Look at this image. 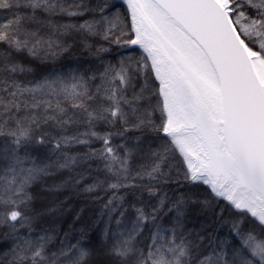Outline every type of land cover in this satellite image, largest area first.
Returning <instances> with one entry per match:
<instances>
[{
  "label": "snow or ice",
  "instance_id": "snow-or-ice-1",
  "mask_svg": "<svg viewBox=\"0 0 264 264\" xmlns=\"http://www.w3.org/2000/svg\"><path fill=\"white\" fill-rule=\"evenodd\" d=\"M0 12V264H264V0H0ZM76 43L95 70L29 79L16 59ZM111 46L140 54L113 63ZM63 173L46 190L107 197L98 246L36 227L59 207L37 210L30 189ZM193 216L204 222L189 230Z\"/></svg>",
  "mask_w": 264,
  "mask_h": 264
},
{
  "label": "trees",
  "instance_id": "trees-1",
  "mask_svg": "<svg viewBox=\"0 0 264 264\" xmlns=\"http://www.w3.org/2000/svg\"><path fill=\"white\" fill-rule=\"evenodd\" d=\"M123 11V8H120ZM7 15L5 12H0V17ZM84 19H92L90 16L84 17ZM73 22L79 23L80 20H74ZM72 43V41H69ZM95 46H99L101 43L99 40H89ZM104 47H110L109 44H104ZM112 47V53L105 55L106 61H112L113 63L120 59V55H132L139 57V50L133 49L131 51H125L124 49H117ZM16 59L23 65L30 67L34 70V76L28 77L29 79H40L48 75L51 72L57 74H67L76 72L77 74L84 72L86 69L95 70L97 62H93V56L79 43L74 44V47L64 55H61L54 60H34L27 54H19ZM119 142V141H117ZM43 156V153H41ZM67 177V173L58 174L54 177H46L41 179L38 183L34 184L30 189L33 196L36 197L35 207L37 210H41L46 207H59V210L53 216H45L36 225L39 228L56 227L60 230L61 238L67 233L69 238L75 243L79 238L81 232L88 233L89 238L92 240V246H98V238L100 231L104 228V223L101 219V208L103 203L106 202L107 197L99 202H93L94 196L83 194L80 190L72 188L71 186L60 189L58 191H48L46 189L52 188L54 185L61 183ZM91 183V181H88ZM171 187H175L172 185ZM191 187V186H189ZM203 196L207 195V189L203 185H198L194 189ZM101 195H103L101 193ZM219 207L217 212L225 207L223 201H217ZM227 217V213H225ZM106 219V218H105ZM202 219H198L197 216H193L189 219V230L198 229L199 224L203 223ZM221 239L228 235V228L224 227L218 233Z\"/></svg>",
  "mask_w": 264,
  "mask_h": 264
}]
</instances>
